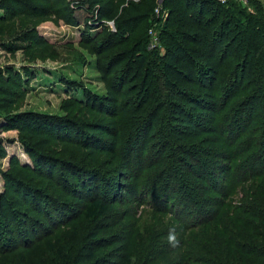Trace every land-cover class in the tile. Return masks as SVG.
Returning <instances> with one entry per match:
<instances>
[{
    "label": "trees",
    "instance_id": "1",
    "mask_svg": "<svg viewBox=\"0 0 264 264\" xmlns=\"http://www.w3.org/2000/svg\"><path fill=\"white\" fill-rule=\"evenodd\" d=\"M160 1L167 13L159 33L163 54L149 49L148 33ZM10 2L25 6V16L33 23V48L48 44L39 28L50 19L56 25L79 27L89 40L104 35L107 87L112 95L132 94L122 105L120 97L115 102L108 96L113 106L105 104L106 97L88 95L93 111L108 107L102 113L108 120L94 123L93 128L72 117L49 116L33 124L28 122L30 113L8 116L10 128L37 137V148L29 146L28 152L35 157L36 167L46 172L43 180H55L53 161L57 160L44 152L52 143L76 149L80 156L69 158L68 151L69 164L58 163L56 170L65 178L63 185L56 179L62 187L59 194L48 191L40 181L27 185L7 175L13 181L12 185L7 181V189L15 196L0 195L4 199L0 256L17 255L19 264H49L46 255L52 253L57 264L63 257L65 264H103L100 243L105 229L101 224L113 207L102 192L104 187L100 189L103 180L117 193L123 182L134 179L143 160L156 159L161 175L159 204H168L167 192H179L184 198L196 193L199 213L197 223L183 224L180 237L173 224H181L174 219L165 220L167 230L153 222L156 235L147 237L150 216L144 217L135 241L141 236L147 240L145 251L151 252L146 264L159 260L166 264H264L262 8L255 3L256 13H250L235 0L225 4L219 0H73L62 6H55L53 0H0L5 11L0 14V35L7 33V21L16 18ZM25 92L21 74L12 68L0 69V99L3 96L7 107ZM133 97L132 109L126 110ZM157 153L159 158H155ZM184 171L195 187L182 181ZM115 172L124 179L117 180ZM74 193L78 207L70 217ZM74 222L75 228L63 230ZM78 224H85L84 233ZM49 226L59 230L52 239L34 240L28 234L30 228L39 235L37 231ZM72 231L81 238L80 244L87 240L81 250L69 236ZM152 240L162 243L153 252ZM121 259L120 264H136L133 252H125Z\"/></svg>",
    "mask_w": 264,
    "mask_h": 264
},
{
    "label": "rangeland",
    "instance_id": "2",
    "mask_svg": "<svg viewBox=\"0 0 264 264\" xmlns=\"http://www.w3.org/2000/svg\"><path fill=\"white\" fill-rule=\"evenodd\" d=\"M71 1L73 0H53L55 6H62L63 2ZM253 1L254 4L252 3ZM235 2L250 13H256L255 3H257V7H261L264 13V0H235ZM9 7L16 12V18H11L7 21V33L0 35V69L6 72L7 69L12 68L21 74L26 92L25 96L10 107L5 105L7 102L2 99L3 96H1L2 100L0 99V195H5L9 199L12 198L11 196H15L13 195V191L10 192L7 189V181H9V185L13 184L11 178L6 179L7 175H11L12 179H15L14 181L21 179L27 185H34L40 181L48 191H55L56 194H59L62 193V187L60 184H56V179H60L63 185L65 178H63L64 175L58 169L56 170L58 163L65 164L70 161L65 152L70 151L69 158H71V154L79 157L78 151L76 149L71 150L67 146H59L52 143L50 148L44 152L57 160V162L53 161L55 169L53 170V176L55 180H43L41 175L46 172L36 167L35 157L28 152L30 151L29 146L37 148V137L23 135L18 129L10 128L11 120L8 119V116H13L17 113H30L29 119L31 121L28 122L33 124L35 122L38 123L41 119L45 120L49 116L72 117L80 122H84V126L93 128L94 123L108 120V118L104 119L106 115L102 114L103 112H107L108 107L107 105L104 106V111L97 110V108L93 111L90 105H88L86 98L88 95L92 97H106L103 98V100L105 99V104L108 102V104L113 106L112 103L114 102L110 101L111 98H108V96H113L115 102L116 96L120 97L122 105L132 93L122 94L121 96L118 94L112 95L107 87L105 80L108 74L104 71L107 61L104 58L107 54L105 53L107 45L104 42V35H99L97 38L89 40V37L87 38V35L79 27L65 25L63 22L61 25H56V23H53V19H50L39 28L41 35L46 38L48 44L42 48H33L34 41L31 39L30 33L33 29V23L30 17L25 16V6L21 7L10 2ZM0 14H5V11L1 8ZM157 18L156 16L154 19L155 24L151 26L148 32L151 37L149 49L152 51H154L153 49H157L163 54L164 48L160 41L159 33L163 28L164 19L163 16ZM108 25L114 30L113 24L109 23ZM28 72L31 73L30 76L27 75ZM135 92L133 91V94ZM133 102L134 97L126 110L132 109ZM120 122L122 123L121 120ZM64 147L68 150L64 149ZM159 155L158 153L155 154V158H159ZM143 165L148 167L147 170L143 168ZM157 168L158 160L154 159L153 162L143 160L142 166L136 169L134 179L123 182L118 187L117 193L115 192L116 188H113L111 184L105 186V180H103V185L100 189L104 187L102 192L113 204L108 216L101 224L105 229L103 233L104 237L102 238L103 242L100 243L104 248L101 252L103 253V264H120L122 260L121 256L125 252H129L131 255L133 252L136 264L147 263L146 257L151 252L149 251L147 254L145 251L147 240L144 236H141L138 242L135 241L138 232L143 230V227L140 226L144 223V217L146 216H150L148 218V222H150L147 226H149L151 231L145 233L147 237H155L154 223L160 224L162 230H167L164 228V222L167 219H174L176 222L180 221L182 226L179 223L173 224L178 232L177 237L183 234V230H180L184 229L185 226L183 224H186V222L197 223L199 207L195 192V195L193 194V196H187L186 198L181 197L183 195L179 192H174V194L172 191L167 192L170 195L168 204L165 203L164 205L163 201L162 205L159 204V193L157 190L161 185H157V181L161 178V175L156 171ZM114 174H116L114 176L117 180L124 179L123 175H119L118 177L119 172H115ZM188 174L187 171H184V176H181L182 181L186 182L185 184L187 185L195 187L192 185L194 183L191 175L189 177L187 176ZM67 178L73 180L69 175ZM127 178L130 179L129 175ZM65 185L70 186L69 184ZM129 191L134 192L133 196L129 194ZM181 192L184 195L187 194L185 191ZM3 200V198H0V204ZM76 201L77 196L74 193L69 201L74 205H69L71 208L70 217L72 215L75 216V213H77L78 206ZM155 204L159 208L155 209ZM27 208L30 207L27 206ZM39 222L41 223L40 219ZM76 224L77 222H74L72 226H66L63 230L75 228ZM77 228L78 230H82L83 233L85 232V224H78ZM8 229H11L14 233L11 225H9ZM37 232H39V235L34 233L33 230L31 233L30 228L28 234H31L34 240L37 238H41V240L52 239L59 234L54 233L59 232L54 226H49L46 230ZM69 236L74 239V243L78 245V249L80 250L85 245L84 241H87L84 240L80 244L81 238L76 236V231L70 232ZM152 241H154L153 248L151 249L153 252L157 248V244L162 243H157L158 241L156 240ZM89 243L92 242L88 241ZM135 244H138V246L134 247ZM18 260V256L14 254H11V256H0V264H19ZM46 260L49 264H57L52 253L46 255ZM64 261L65 257L58 264H65ZM161 262L162 264H166L167 261L159 260L157 264H161Z\"/></svg>",
    "mask_w": 264,
    "mask_h": 264
},
{
    "label": "built area",
    "instance_id": "3",
    "mask_svg": "<svg viewBox=\"0 0 264 264\" xmlns=\"http://www.w3.org/2000/svg\"><path fill=\"white\" fill-rule=\"evenodd\" d=\"M221 3H223V4H225V3H227V2H229V1H233V0H219ZM162 2L160 1L159 2V4H158V6H157V8L155 9V15L159 18V17H161V16H163V19H165V17L167 16V13H166V11H164L163 10V12H162ZM163 13V14H162ZM111 24H113V23H111Z\"/></svg>",
    "mask_w": 264,
    "mask_h": 264
}]
</instances>
